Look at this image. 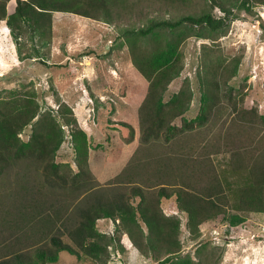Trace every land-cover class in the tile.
Wrapping results in <instances>:
<instances>
[{
    "label": "rangeland",
    "instance_id": "obj_1",
    "mask_svg": "<svg viewBox=\"0 0 264 264\" xmlns=\"http://www.w3.org/2000/svg\"><path fill=\"white\" fill-rule=\"evenodd\" d=\"M240 1L237 6L228 4L233 8L230 14L237 19L229 21L225 33L218 35L214 42L195 36L181 42L184 66L168 86L164 99L176 93L185 80L189 82L192 98L187 111L173 121L177 133L170 140L162 136L160 140L142 143L140 139L139 109L149 82L132 61L127 39L130 35L125 36V33L150 21L199 14L209 9L208 0H113L94 11L95 18L54 11L49 45H40L37 38L33 42L28 36V41L21 45V54L17 52L9 28L0 23V101L34 96L43 111L56 109L58 99L68 104L86 134L88 168L93 176L90 182L96 188H116L114 185L118 184L129 187L126 176L115 178L125 169L130 173V182L139 184L153 199L161 186L167 190L177 187L193 191L215 175L223 177L221 171L227 168L231 158L225 140L227 133L239 139L236 142L246 147L244 151L253 154L250 162L258 158L260 147L264 145V4L259 2L261 0H243L246 9L241 7ZM15 3L16 0H9L6 9ZM212 12L215 16L223 15L216 6ZM175 35L183 38L185 32L178 31ZM202 43H215L226 62L240 59L235 75L228 81L235 109L227 101L223 102L205 127H188L184 122L195 118L201 108L197 69ZM37 50L40 58H22L34 55ZM239 116L253 122L240 123L243 128L230 126ZM32 128L33 125H29L24 129L20 134L22 140L28 139ZM238 130L241 133L236 135ZM64 131V142L56 161L73 173L77 171L74 141L66 126ZM256 145L259 148L253 150ZM196 168L201 169L194 171ZM227 180L239 179L228 174ZM8 181H0V192L7 184V188L19 186ZM126 193L130 195L131 191L127 189ZM81 199V195L72 199L68 211L74 210ZM235 199L230 195L227 202ZM2 201L4 199L0 198L1 205ZM172 202L175 203L174 195L160 200V208L166 215H175L181 220L178 261L264 264V212H242L229 205L223 214L203 222L198 227L199 236L192 239L186 227V214L179 212ZM114 226L109 219H100L96 224L107 236L113 235ZM7 232L0 231V237ZM124 239L126 235L121 237V243ZM63 240L68 241L67 237ZM109 251L107 264L153 263L150 252L148 256L142 254L140 262H135L126 250L122 253L111 247ZM51 264L98 263L60 252L58 260Z\"/></svg>",
    "mask_w": 264,
    "mask_h": 264
},
{
    "label": "trees",
    "instance_id": "obj_2",
    "mask_svg": "<svg viewBox=\"0 0 264 264\" xmlns=\"http://www.w3.org/2000/svg\"><path fill=\"white\" fill-rule=\"evenodd\" d=\"M8 1L0 0V21H5L21 54V45L28 41V36L33 42L37 38L40 45H49L52 12L95 18L94 11L113 0H16L15 10L10 15L6 12ZM208 1L209 9L199 14L150 21L125 33V36L130 35L127 39L132 61L149 82L139 109L142 143L160 140L162 136L170 140L177 133L173 121L188 109L192 92L187 80L169 99H164L168 86L184 66L180 46L184 38L195 36L214 42L218 35L225 33L228 22L237 19L230 14L233 8L228 4L237 6L239 0ZM259 2L264 4V0ZM239 4L248 9L246 1L241 0ZM215 6L222 16L213 14ZM178 31L185 32L183 38L176 37ZM212 44L202 43L200 50L197 78L201 108L184 126L205 127L223 102L227 101L235 109L228 81L235 75L240 59L226 62L216 50L217 45ZM35 54L22 58H40L38 50ZM57 103L56 109L43 111L34 96L0 101V181L9 180L10 184L19 185L7 188V184L0 192V198L4 199L0 204V231H8L6 236L0 237L3 240L0 264H51L58 260L60 252H67L78 260L107 264L111 247L117 252L125 251L121 243L124 235L140 254L148 256L150 252L154 264H205L200 259L191 263L178 261L181 220L175 215H166L160 208V200L175 196L172 204L186 214V227L192 239L199 236L198 227L203 222L223 214L229 205L242 212H264V145L260 147L258 158L250 162L253 154L244 151L246 147L238 144L239 139L227 133L225 140L231 158L227 168L221 171L223 177L215 175L193 191L177 187L167 190L161 186L153 199L139 184L130 182V173L125 169L115 178L126 176L129 187L118 184L114 185L116 188H96L90 182L93 176L88 168L86 134L78 126L72 108L60 99ZM246 121L253 122L239 116L230 126L240 127L239 124L244 125ZM29 125H33L32 132L24 141L20 134ZM64 126L74 141L77 171L73 173L56 161L64 142ZM238 133L241 131L236 135ZM258 148L256 145L252 149ZM201 171L207 177L205 171ZM228 174L236 175L239 180L228 181ZM57 189L59 192H54ZM79 195L82 199L74 210L68 211L71 200ZM230 195L236 199L227 202ZM100 219H109L115 225L113 235L107 236L97 229Z\"/></svg>",
    "mask_w": 264,
    "mask_h": 264
},
{
    "label": "crops",
    "instance_id": "obj_3",
    "mask_svg": "<svg viewBox=\"0 0 264 264\" xmlns=\"http://www.w3.org/2000/svg\"><path fill=\"white\" fill-rule=\"evenodd\" d=\"M15 7H16V3L12 6H8V8L6 9L7 14L8 15L12 14L15 10ZM0 23H5V21H0ZM5 26H6V24H5ZM0 31H2L1 28H0ZM126 239H127V236H126ZM126 239L122 240V243L124 244L125 250H126L127 254L129 255L130 259L131 260L135 259V262H140V260L143 258L142 257L143 255L140 254V252L137 250V248H135L131 244V242L129 243L128 239L127 240ZM144 261H145V258H144ZM134 264H136V263H134ZM152 264H154V263H152Z\"/></svg>",
    "mask_w": 264,
    "mask_h": 264
}]
</instances>
